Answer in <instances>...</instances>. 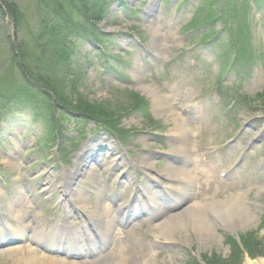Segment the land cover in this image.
Returning a JSON list of instances; mask_svg holds the SVG:
<instances>
[{
  "label": "rangeland",
  "instance_id": "obj_1",
  "mask_svg": "<svg viewBox=\"0 0 264 264\" xmlns=\"http://www.w3.org/2000/svg\"><path fill=\"white\" fill-rule=\"evenodd\" d=\"M155 1V13L150 14L148 11L151 0H144L139 4L137 15L132 21L124 17L125 7L130 0H123V8L110 4L105 12L99 25L117 44L113 54L120 55L121 61L114 66L116 72L104 70L102 65L96 63L94 56L89 58L90 47L78 40L73 47V44L62 40L45 41L47 34L43 38L39 37L43 27H50L49 19L53 10L48 0L3 1L17 8L20 22L14 23L13 31L7 15L0 17V75H3L0 79V94L7 93L9 89L4 91V88L10 83H14L17 90L23 87L24 77L10 72L12 64L9 57L15 54L13 48L19 54L21 50L26 54L27 59L24 58L23 63L27 67L36 63L44 66L51 49H47L44 57L37 60L39 56L36 55V48L43 45V50L44 44L56 42L64 45L63 49L73 48L67 64L61 66L63 75L58 80L62 82L60 87L73 98L80 95L91 103L108 107L118 116L115 120L120 124L125 138L122 143L116 142L118 149L112 150L108 147L111 138H105L104 143L99 142L100 133L95 132L92 122L74 127L75 120L69 122L62 119L58 121L60 127L57 130L60 135L63 134V139L60 143H51L50 138L46 137V126L41 115L32 109L18 108L22 105L17 103L9 104L0 119L2 132L4 130L0 141V207L3 208L0 213L9 222L17 221L12 222L15 226L28 223L31 227L49 231L57 221L64 223L73 219L95 229L86 215L72 208L73 202H64L68 194L66 188L72 182L73 186L77 185L87 197L89 210L96 207L98 198L100 201L108 189L112 190L113 197L118 194L125 196L123 185L118 183L125 182L119 178L121 173L130 175L135 186L146 189L148 182L143 174L148 169L146 171L145 167L154 175H163L171 158L177 160L170 154L171 147L180 142L179 137L171 135L175 125L173 116L176 114L180 120H184L192 134L191 156L196 176L193 189L196 195L191 204L205 202V198L207 201L221 202L234 197L253 214L254 219L249 224H240L239 220L234 219L233 228L228 231L215 219L217 242H199L200 236L186 225L181 230H173L165 238L155 237V229L146 222L136 223L122 234L125 238L123 241H117L116 236L95 247L79 245V251L75 247L67 259L63 256H47L38 251L47 256L52 264H123L127 257L133 255L137 256L138 261L153 255L156 264H218L221 259H229L233 252L237 253L234 241L241 245L242 237L248 233H253L264 249V102L262 94L259 95L264 91V12L256 8L262 5L249 4L246 0H230L229 6L227 0L225 5L223 0ZM135 2H131V6ZM233 3L244 13L241 12L237 17L232 11ZM223 7L226 12L230 10L231 15L226 19L229 28L237 34L236 46L227 41L226 30L218 28V25H222L220 14ZM193 13L196 19L192 18V25L183 28ZM213 16L219 17L215 19ZM152 27L158 29L160 44L155 52L150 47ZM216 33H221L219 42L213 39L219 36ZM243 35L247 37L248 46L240 54L236 49H242ZM212 39L216 42L213 43ZM134 44V51H130V46ZM109 45L112 44L105 46ZM234 52L239 56V66L227 65L226 57H233ZM140 55L151 63H142ZM19 59L22 63V58ZM89 59L91 63L87 64ZM53 77L56 79L55 74ZM33 86L36 87V84ZM146 88L168 103L167 112L159 113L154 109V95H150ZM135 94L147 101L149 110L146 105L137 110ZM25 95L20 96V102L27 101ZM244 96L252 106L251 111L245 107V101V106L238 103ZM13 97L14 94H8L10 100ZM43 113L45 115V109ZM79 131H82L81 135ZM92 141L103 145V148L90 152L97 162L85 164L97 166V183H88L81 175L82 178L72 181L75 175L68 170L74 167L75 157L83 146ZM246 142L250 143L248 154L243 161H238ZM63 145L66 150L61 152L59 148ZM181 160L178 162L182 165L183 158ZM73 170L79 171L78 168ZM220 172L226 173L225 178L219 176ZM161 177L166 188L155 190V194L166 192L169 187V179L164 175ZM130 189L127 188L128 194H133ZM20 197H23L21 204L14 206ZM14 211L22 215L27 211V218H9ZM8 238L10 241L0 242V264H29L23 260L17 262L16 250L12 249L30 245L25 239H14L13 232L8 234ZM153 241L159 243L154 245ZM118 247H122L120 252ZM216 258H219L218 261ZM240 258L239 264H244L248 257L242 255ZM220 264L224 263L220 261Z\"/></svg>",
  "mask_w": 264,
  "mask_h": 264
},
{
  "label": "bare ground",
  "instance_id": "obj_2",
  "mask_svg": "<svg viewBox=\"0 0 264 264\" xmlns=\"http://www.w3.org/2000/svg\"><path fill=\"white\" fill-rule=\"evenodd\" d=\"M152 38L150 41V47L155 52L157 51L160 46L159 44V36H158V29L155 27H152ZM146 90H148L146 88ZM150 95H154V103L153 107L154 109L159 112H167L169 109L168 103L164 102V99H159L152 90H148ZM175 119V125L174 130L172 131L171 135L177 136L180 139V142H177L176 145H173L170 150V154L174 155L177 160L182 161L183 158L184 164L177 165V164H170L168 163L163 170V175L166 176L169 181V193L170 197L175 196L177 199L178 196L182 199H192L194 196L193 186L196 181L195 176V169L192 165V156H191V137L192 134H190L188 127L186 126L184 120H180L179 116L174 114ZM95 144V143H94ZM93 143L84 145L82 149V156L86 155L88 152V156H85V158L81 159V164L78 165L79 171L75 172L72 170H68V172L75 175L74 179L72 181H77L79 178H83L91 184L97 183L98 174H97V166L90 165L87 166L85 164L95 161V156H91L90 152L93 151V149L97 148V144L94 146ZM94 149V150H95ZM189 161H191V166L189 167ZM90 164V163H89ZM149 166V165H148ZM146 171L148 169L147 178L149 182H154V186H156V181H158V177L152 173H150L149 168L145 167ZM81 175V176H80ZM125 179V178H124ZM74 182V183H75ZM122 183V182H121ZM129 186L130 188H133V185L131 184V179L126 178L124 185ZM72 184L66 188V192H68L67 198L68 201L70 200L75 205H77L78 210L80 213H85L90 221L93 222L96 228H98L100 236V239L109 233L114 234V224L112 217L116 216L123 220L127 219L130 215V205H125L121 202V200H117L116 203L112 206L109 205L110 200L106 199L104 197L98 198V203L94 209L89 210V205L87 204V197H85L84 192L79 190L77 188V185L73 186ZM176 194V195H174ZM150 203L152 207L156 205V209L160 208L159 204H156L152 196L149 197ZM20 200H22V197H20ZM180 200V199H179ZM19 203H15V206H18ZM133 209L135 207H132ZM27 213L22 215L20 212H14L13 216L18 217L21 216L23 219L27 218ZM157 215H161L163 213L156 212ZM155 213L154 215L157 216ZM219 220L221 225L223 226V229L228 231L229 229L233 228V220L237 219L239 220L240 224H249L253 221L254 216L251 214V212L247 211V209L238 202L237 199L234 197H231L229 199H226L221 202H211L207 201V198H205V202H197L196 204H191L190 200L185 205V208L183 212H179L176 214H172L166 217L165 223L163 222H156L153 226L154 235L156 236H164L165 238H168L171 232L174 230H181L182 226L186 225L191 231L196 233L200 236L198 238L199 242L208 241V242H217V234L215 232L214 226V220ZM232 222V225H231ZM6 223V222H5ZM9 223V222H7ZM6 223V224H7ZM184 223V224H183ZM9 225V226H8ZM7 227L11 230L14 228V226H10V224H7ZM27 227H29L27 229ZM69 229H71L68 224L66 223L65 227L62 229V231L67 232ZM16 235H18L20 238L24 237L25 234L29 233L27 240L30 242V244L34 246H48L47 248H50L53 246V243L56 244L58 249H63L62 241H65L64 236H61L59 234H56V237L50 238L47 234H41V232L37 231L36 229H31L28 224L17 226L13 229ZM57 230V229H56ZM53 230L52 232L56 231ZM4 232V229H0V239L2 238V234ZM75 233H78L79 231L75 230L73 231ZM56 233H59V231H56ZM84 234L87 235V238L84 240L83 236L76 237L75 240H80L90 242V232L87 231ZM115 235V234H114ZM73 240V239H72ZM52 246H49L51 245ZM119 252L122 250L121 248H118ZM16 255V261L20 262L23 260V262L29 263V264H52V261L50 259L38 255L35 248L31 247H22L19 248L17 251H15ZM25 257V258H24ZM123 264H127L126 261L123 262ZM132 264V262H131ZM133 264H156L154 262V259L150 256L149 258H143V260L138 261L136 260ZM244 264H264V259H256L251 260L249 258H246L244 261Z\"/></svg>",
  "mask_w": 264,
  "mask_h": 264
},
{
  "label": "trees",
  "instance_id": "obj_3",
  "mask_svg": "<svg viewBox=\"0 0 264 264\" xmlns=\"http://www.w3.org/2000/svg\"><path fill=\"white\" fill-rule=\"evenodd\" d=\"M3 1L5 0H0V17L4 18V15H7V19L12 22L13 26L14 23L19 24L18 22H20V13L18 12L17 8L14 5L6 4ZM112 1L113 0H48V4L51 7V10H53V14L49 19L50 27H43V29L40 31L41 34L39 37L43 38V35L47 34L45 41H48L49 39H53L54 41L62 40L73 44V47L77 40L91 41L93 44L97 45V51L101 52L105 57H109L108 51L110 52V50H108L109 47L106 48L105 45L112 42L111 35L101 32L98 28V25L103 21L105 12L107 13V9L109 8ZM124 11L127 19H131L135 14V10L128 7H125ZM213 17L215 18V16ZM218 17L215 19H218ZM228 30L230 35H232L233 30L230 28ZM65 35L67 36L65 37ZM62 46L56 42H49L44 44L43 50L41 49L43 45L40 46V48H36L38 51L36 55L39 56L37 60L40 57H44L47 49H51L49 53L52 58L50 59V56H48L45 60L44 66H42L41 63H36L34 66H31L32 68L27 67L25 63H23V59L26 58V54L24 55L22 50L21 54H19V52L17 53V49H14L12 46L13 53L15 54L12 55V57H9L10 64H12L10 67V72L16 75L21 74L24 77V80H22V82H24L23 84H27L28 87H35L33 85L36 84V88L49 91L53 95L55 101L59 105L63 106V108L74 111L86 117L87 119L99 122L100 124H103L104 127L110 129L113 132L122 133L123 130L120 128V124L115 120L118 116L114 115L111 110L108 109V107L101 103H91L80 95H76V97L73 98L71 97V94H68L67 91H65L64 88L60 87L62 82H59L58 80L61 79L63 75V70L62 72L60 71L61 66L63 63L67 64V60L73 51V48L67 50L63 49ZM16 58H18V61ZM19 58H22V63H20ZM53 74L56 75L57 80L53 77ZM2 77L3 75L1 74L0 79ZM13 84L14 83L7 84V86L4 88V91L9 88L7 93L2 92V94H0V108H2L5 102H8V94L15 93L12 91V89H14ZM15 96L17 97L16 94ZM261 97L264 102V93L261 95ZM134 99L136 100L135 103H137V110L144 106V100L140 99L138 95L135 94ZM242 238V246L250 258L264 257V249H262L259 241L257 242L254 234L248 233ZM235 250L237 253L233 252L229 259L223 261L224 264H229L232 262H234L233 264H239L242 252L238 246L235 247ZM216 259L218 261L219 258Z\"/></svg>",
  "mask_w": 264,
  "mask_h": 264
}]
</instances>
